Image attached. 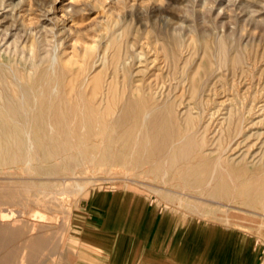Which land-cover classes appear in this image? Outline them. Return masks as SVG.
Wrapping results in <instances>:
<instances>
[{
	"label": "rangeland",
	"instance_id": "rangeland-1",
	"mask_svg": "<svg viewBox=\"0 0 264 264\" xmlns=\"http://www.w3.org/2000/svg\"><path fill=\"white\" fill-rule=\"evenodd\" d=\"M0 63L70 142L1 166L0 204L27 222L8 264H122L149 206L201 263L260 257L264 0H0Z\"/></svg>",
	"mask_w": 264,
	"mask_h": 264
},
{
	"label": "bare ground",
	"instance_id": "bare-ground-1",
	"mask_svg": "<svg viewBox=\"0 0 264 264\" xmlns=\"http://www.w3.org/2000/svg\"><path fill=\"white\" fill-rule=\"evenodd\" d=\"M55 62L54 59L52 63L55 64ZM11 66V64L0 63V168L1 166L9 167L10 164L18 160L31 161L33 159L31 151L34 145L44 152L45 159H52L54 152L66 150L70 144L66 138L67 125L64 123L57 126V129H60L61 136L63 135L62 138L56 139L51 135H46L49 126L45 122L46 118L52 119L55 116L53 113L57 111L60 112L58 116H62V109L57 110L53 103L43 105L46 100H41V97L38 98L34 89L25 85H16L14 81L18 79V75ZM59 96L61 95L59 94ZM53 127L51 125V131L54 129ZM38 133L44 134L45 138H38L36 136ZM32 134H34V137H32ZM17 225L27 226L23 215L13 217L10 210L3 208L0 204V233L6 235L4 241L0 239V247L3 248L1 249L0 264H8L9 260L12 259L14 253L11 247L12 229ZM35 228L36 226L33 225L30 230L33 232ZM26 250L27 246L23 248V258L28 255Z\"/></svg>",
	"mask_w": 264,
	"mask_h": 264
},
{
	"label": "crops",
	"instance_id": "crops-1",
	"mask_svg": "<svg viewBox=\"0 0 264 264\" xmlns=\"http://www.w3.org/2000/svg\"><path fill=\"white\" fill-rule=\"evenodd\" d=\"M124 202L121 195L115 206L123 209ZM108 207L109 205H106L105 212L110 211ZM134 208L136 209V206H133L132 210ZM109 214L110 212L107 220ZM105 225L108 227L109 224ZM135 231L136 250L131 256H122V264H204L196 258V246L192 241H188L187 225L177 224L168 218L162 219L158 211L151 209L150 206L144 211L142 223L138 224V229ZM211 253V264H233L228 254L227 258L223 257L224 260L221 261L220 250L212 248ZM262 254L264 251L260 253L254 264H264Z\"/></svg>",
	"mask_w": 264,
	"mask_h": 264
}]
</instances>
